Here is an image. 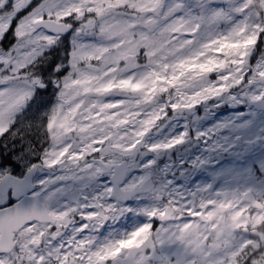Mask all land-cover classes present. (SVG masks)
<instances>
[{
  "label": "snow or ice",
  "instance_id": "6c2138e0",
  "mask_svg": "<svg viewBox=\"0 0 264 264\" xmlns=\"http://www.w3.org/2000/svg\"><path fill=\"white\" fill-rule=\"evenodd\" d=\"M0 264H264V0H0Z\"/></svg>",
  "mask_w": 264,
  "mask_h": 264
}]
</instances>
